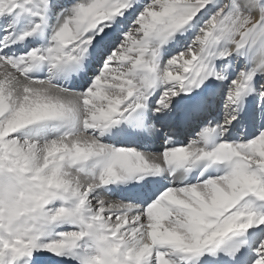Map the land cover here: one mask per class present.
<instances>
[{
  "label": "snow or ice",
  "instance_id": "snow-or-ice-1",
  "mask_svg": "<svg viewBox=\"0 0 264 264\" xmlns=\"http://www.w3.org/2000/svg\"><path fill=\"white\" fill-rule=\"evenodd\" d=\"M0 264H264V0H0Z\"/></svg>",
  "mask_w": 264,
  "mask_h": 264
}]
</instances>
